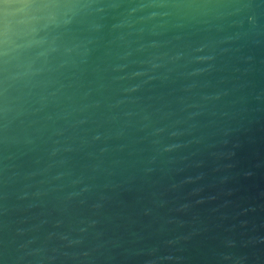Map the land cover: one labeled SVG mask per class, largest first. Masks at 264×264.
Listing matches in <instances>:
<instances>
[{
    "label": "water",
    "instance_id": "water-1",
    "mask_svg": "<svg viewBox=\"0 0 264 264\" xmlns=\"http://www.w3.org/2000/svg\"><path fill=\"white\" fill-rule=\"evenodd\" d=\"M0 264H264V0H0Z\"/></svg>",
    "mask_w": 264,
    "mask_h": 264
}]
</instances>
